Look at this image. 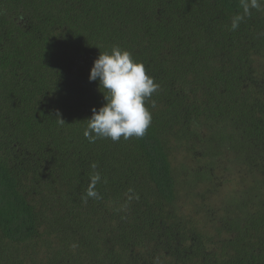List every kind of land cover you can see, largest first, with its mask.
<instances>
[{"label": "trees", "instance_id": "trees-1", "mask_svg": "<svg viewBox=\"0 0 264 264\" xmlns=\"http://www.w3.org/2000/svg\"><path fill=\"white\" fill-rule=\"evenodd\" d=\"M242 12L0 0V264H264V7L231 30ZM114 47L159 85L151 124L90 142Z\"/></svg>", "mask_w": 264, "mask_h": 264}, {"label": "clouds", "instance_id": "clouds-1", "mask_svg": "<svg viewBox=\"0 0 264 264\" xmlns=\"http://www.w3.org/2000/svg\"><path fill=\"white\" fill-rule=\"evenodd\" d=\"M242 14L238 13L232 18L231 30L235 31L246 16H250L253 9L261 10L264 0H241ZM99 81L100 90L104 94L106 103L99 108L92 109V116L87 119L84 136L95 142L99 138H110L119 141L123 136L125 140L130 137H143L152 120L151 112L145 102L152 97L159 85L146 72L143 63L136 62L131 53L114 47L111 53H102L94 61L89 81ZM152 107L155 102L152 101ZM59 123L65 121L59 117ZM92 167L95 169L96 165ZM100 180L97 173L91 178L90 187L84 198H98L94 190Z\"/></svg>", "mask_w": 264, "mask_h": 264}, {"label": "rangeland", "instance_id": "rangeland-1", "mask_svg": "<svg viewBox=\"0 0 264 264\" xmlns=\"http://www.w3.org/2000/svg\"><path fill=\"white\" fill-rule=\"evenodd\" d=\"M180 159H182V157H180V156H178L177 158H176V161H178V160H180ZM223 177V176H222ZM225 179V178H224ZM223 179V181H225ZM225 184V185H224ZM223 185H224V190H225V192L226 193H228V192H230V190H232L233 189V185L232 184H230V183H223ZM227 185V186H226ZM226 186V187H225ZM226 197V196H225Z\"/></svg>", "mask_w": 264, "mask_h": 264}]
</instances>
